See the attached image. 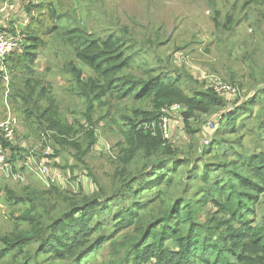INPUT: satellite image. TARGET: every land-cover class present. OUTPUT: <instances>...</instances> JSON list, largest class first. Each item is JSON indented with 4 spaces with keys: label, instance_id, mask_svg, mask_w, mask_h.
I'll return each mask as SVG.
<instances>
[{
    "label": "trees",
    "instance_id": "obj_1",
    "mask_svg": "<svg viewBox=\"0 0 264 264\" xmlns=\"http://www.w3.org/2000/svg\"><path fill=\"white\" fill-rule=\"evenodd\" d=\"M207 1L214 13L215 28L222 36L232 33L236 25L233 14H227L223 20L216 2ZM236 1L237 5L241 4V0ZM252 5L264 6V0H245L242 9ZM25 10L29 13L31 6H26ZM54 30L56 27L52 26L51 31ZM9 32L0 29L1 35L19 45L4 63L11 74L7 82L10 84L9 103L11 106L17 104L29 117H34L41 132L56 131L58 136L53 135L52 140L59 147L81 150L83 142H88L82 151V154L87 153L96 138L92 116L107 106L110 109L117 105L119 100H150L152 108L134 109L125 117L119 114L118 129L125 143L120 144L116 163L117 166L125 164L127 168L113 174L114 188L109 192L101 189L92 196L67 195L62 199L64 202L48 203L46 195L60 196L57 190L61 179L50 187L43 186L47 192H27L28 186L24 188V195L6 190L7 201L13 200L15 206L22 204L24 209L14 218L16 231L0 235V261L8 257L9 264H30L36 263L40 256H47L46 264L57 261L79 264L87 255L97 258L98 248L107 241L110 253L104 264H264V224H254L255 206L264 195V142L259 144L264 140V83L262 89L248 96V100H240L242 105L222 112L226 102L211 85L197 90L191 86L194 83L191 77L175 76L162 69L156 74L151 70L144 76L128 74V70L134 68L135 54L126 52L130 47L124 49L125 33L100 38L66 29L62 45L74 58L64 62L62 69L75 83L77 95L85 107L86 126H89L87 129L83 126L84 138L73 139L77 134L75 127L64 126L58 121L59 103L51 92V84L43 81L33 69L37 45L42 44L35 27L21 33V43L12 30ZM56 37L61 38L58 32ZM21 47L23 50L18 54ZM74 59L88 67L91 73L86 75ZM257 67L251 70H258L259 76L264 77V68ZM4 73L1 69L0 87L5 90ZM174 102L187 108L182 114V123L188 132H194L189 119L219 111L222 112L220 121L226 120L227 127L234 129V133L243 131L253 137L255 154L243 153L236 135L232 136L221 164L204 162L198 178L197 157L185 171V182L174 192L181 183L176 177L180 168L190 163V159L177 156V151L163 139L160 129V110ZM256 106L258 109L254 112ZM247 119L257 122L255 130L244 128L242 122ZM8 140L0 136L3 150L8 147L17 150ZM213 146V142L203 146L202 155L211 152ZM31 157H35L33 153L29 159ZM27 160L20 155H6L11 176L26 173V178L33 177L23 167ZM134 161L135 166L141 164L135 172L130 166ZM33 178L42 185L36 176ZM196 180L198 183L193 185ZM61 205L63 207L59 208ZM201 212L207 215L206 221L198 218ZM22 225L26 227L19 230Z\"/></svg>",
    "mask_w": 264,
    "mask_h": 264
},
{
    "label": "rangeland",
    "instance_id": "obj_2",
    "mask_svg": "<svg viewBox=\"0 0 264 264\" xmlns=\"http://www.w3.org/2000/svg\"><path fill=\"white\" fill-rule=\"evenodd\" d=\"M214 1L216 8L220 10L221 19L224 20L227 14H233L236 25L233 32L228 35L222 36L215 28L214 13L207 0H0V29H6L8 32L12 30L21 43V33L27 28L35 27L42 44L37 45V60L33 69L43 81L51 84V92L59 103L58 121L64 126H74L77 134L73 139L80 140L84 138L86 131L84 128L87 129L89 126H86L88 123L83 116L85 107L77 95L75 83L62 69L64 62L74 58L69 49L62 45L63 30L66 29H76L78 32L100 38L125 33L124 49L130 47L126 52L135 54L134 68L129 69L128 74L144 76L151 70L155 74L161 69L171 71L175 76L180 74L183 77H191L195 83L191 86L197 90L209 87L216 80L230 84L234 91L221 93L226 102L222 112L227 108L234 109L242 105L243 101L240 100H248V96L254 90L259 91L263 88L261 84L264 83L262 80L264 77H260L258 70L254 72L251 67L264 68V6L252 5L242 9L245 0H241L240 5H237L236 0ZM28 5L31 6L29 13L25 10ZM52 26L56 27L53 32ZM57 32L61 38L56 37ZM22 50L21 47L18 54ZM74 61L86 75L91 73L80 61L75 59ZM10 75L8 70L6 77L10 78ZM4 86L5 90L3 86L0 87V121L7 114L15 119L13 137L7 142L17 148L13 151L8 147L7 151L5 150L6 155L8 157L20 155L26 160L32 153L39 158L50 150V154L47 155L48 165L61 175V180L57 190L60 196L46 195L48 203L54 200L55 203L64 202L62 199L67 195L92 196L101 189H104L103 192H109L114 188L113 174L126 166L125 164L117 166L116 163L120 144L125 143L118 129V125L121 124L119 114L125 117L131 115L134 109L151 110L150 100L137 102L131 98L122 99L110 109L107 106L105 110H98L92 116L95 124V144L87 153L82 154L88 142H83L81 150H75L71 146L59 147L52 140L53 135L58 136L57 132L51 130H48L47 134L41 132L34 117H29L17 104L12 103L11 106L10 84L4 83ZM113 103L114 101H111V104ZM173 104L180 105L181 111L170 117L169 139L166 141L169 142L171 149L177 151V156L190 159V163L182 165L185 170L180 168L181 172L176 176L181 183L175 187L174 192L185 182L187 178L185 171L191 168L197 157L198 178L204 162L221 164L232 136L236 135L239 149L243 146V153L255 154L256 143L253 137L245 135L243 131L234 133V129L227 127L226 120L220 121L219 114L222 112L202 113L200 117L189 119L191 130L194 132H188L182 123V114L187 108L176 102L165 106ZM257 109L256 106L254 112ZM41 121L44 122L43 119ZM46 123L47 121L44 122ZM242 124L246 130L247 127H253L255 130L257 122L254 119H247ZM0 136H3L1 132ZM262 137L264 139V127ZM44 140H47V144H44ZM69 140L72 139L69 137ZM211 142L214 143L213 150L202 155L203 146ZM262 142L264 140L259 141V144L262 145ZM58 165H61V168ZM140 165L135 166L134 161L130 165L131 170L135 172ZM28 171L35 176L32 171L29 169ZM22 175L23 179L18 182L19 180L13 176L0 174V235L16 231L14 218L24 209L22 204L15 206L13 200L7 201L6 190L9 189L16 195H24L26 191L31 190L47 192L42 181L41 185L33 177L26 178V173ZM198 181L196 180L193 185ZM27 186L29 190L24 192ZM198 218L201 221L208 219L205 212H201ZM254 224L257 226L264 224V195L255 206ZM25 227L26 225H22L18 229ZM109 245L107 241L102 243L100 247L98 246L97 258L92 259L87 255L79 264H104L109 258ZM9 261L7 257L0 261V264H9ZM46 261L47 256H40L36 263L33 261L30 264H46ZM55 264L69 263L57 261Z\"/></svg>",
    "mask_w": 264,
    "mask_h": 264
},
{
    "label": "built area",
    "instance_id": "obj_3",
    "mask_svg": "<svg viewBox=\"0 0 264 264\" xmlns=\"http://www.w3.org/2000/svg\"><path fill=\"white\" fill-rule=\"evenodd\" d=\"M18 46H19L18 43L13 39L0 34V71L1 69L5 71L2 78L5 81L6 85L9 78L6 77L7 71L4 67V63L5 60L18 49ZM211 86L214 88V90L217 93L227 94L234 91L229 85L224 84L219 80L213 81V84H211ZM180 111H181V107L178 104L164 106L160 110V115H161L160 129L164 140L169 139L168 125L170 122V117L179 113ZM15 125H16V121L13 117H11L10 114H7V118L5 117L3 118L2 121H0V132L3 134L5 139H11L13 137L14 129L16 127ZM49 154H50V150L48 149L45 152L44 157ZM23 167H25L27 171L28 169L32 171L35 174V176L42 181L45 187H50V185L56 184L61 179V175L53 171L49 167L47 158L39 160L36 159L35 157H31L23 164ZM0 174L11 176V167L6 161L5 151L3 150L1 143H0ZM13 177L15 179H20V180L23 179V175L19 173L14 174Z\"/></svg>",
    "mask_w": 264,
    "mask_h": 264
}]
</instances>
